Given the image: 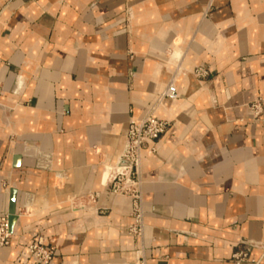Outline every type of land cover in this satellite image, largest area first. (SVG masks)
<instances>
[{
  "label": "crops",
  "instance_id": "1",
  "mask_svg": "<svg viewBox=\"0 0 264 264\" xmlns=\"http://www.w3.org/2000/svg\"><path fill=\"white\" fill-rule=\"evenodd\" d=\"M257 99L264 0H0V264H36L38 239L50 264H236L241 240L264 264ZM153 107L175 124L143 155L138 239L104 172Z\"/></svg>",
  "mask_w": 264,
  "mask_h": 264
},
{
  "label": "built area",
  "instance_id": "2",
  "mask_svg": "<svg viewBox=\"0 0 264 264\" xmlns=\"http://www.w3.org/2000/svg\"><path fill=\"white\" fill-rule=\"evenodd\" d=\"M194 75L202 79L209 74L203 66L194 70ZM178 97L177 88L172 81L166 90L159 97L158 102L166 98L176 99ZM158 107L151 108L142 119H131L127 128L123 149L114 165L113 176L108 185L114 196L126 197L130 201L132 223L128 227V232L141 239L144 236V199L142 190V161L144 152L154 154L157 150V143L165 136L170 128L174 126L173 119H164L157 116ZM253 119L255 121L264 120V106L261 99H257L250 105ZM12 242V231L10 229L9 215L0 217V245L9 246ZM256 243L241 240L240 249L233 255L236 264L250 263L259 264V261L251 259L250 253ZM30 257L36 264H50L54 258V251L45 246L41 239L31 242L28 245ZM145 264V263H140Z\"/></svg>",
  "mask_w": 264,
  "mask_h": 264
},
{
  "label": "water",
  "instance_id": "3",
  "mask_svg": "<svg viewBox=\"0 0 264 264\" xmlns=\"http://www.w3.org/2000/svg\"><path fill=\"white\" fill-rule=\"evenodd\" d=\"M16 221H17L16 205H15V200L12 198L11 209L9 213V222H10L11 231L13 230Z\"/></svg>",
  "mask_w": 264,
  "mask_h": 264
},
{
  "label": "bare ground",
  "instance_id": "4",
  "mask_svg": "<svg viewBox=\"0 0 264 264\" xmlns=\"http://www.w3.org/2000/svg\"><path fill=\"white\" fill-rule=\"evenodd\" d=\"M113 171H114V170L112 169L111 166L108 165V166L106 167L104 174H105V175H109V177H108V179H107V183H106V185L109 183L111 177L113 176Z\"/></svg>",
  "mask_w": 264,
  "mask_h": 264
},
{
  "label": "rangeland",
  "instance_id": "5",
  "mask_svg": "<svg viewBox=\"0 0 264 264\" xmlns=\"http://www.w3.org/2000/svg\"><path fill=\"white\" fill-rule=\"evenodd\" d=\"M203 79V78H202Z\"/></svg>",
  "mask_w": 264,
  "mask_h": 264
}]
</instances>
